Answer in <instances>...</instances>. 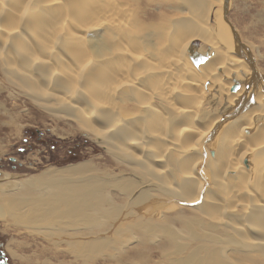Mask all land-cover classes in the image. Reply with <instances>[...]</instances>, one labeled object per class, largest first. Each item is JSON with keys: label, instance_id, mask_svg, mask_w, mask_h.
<instances>
[{"label": "rangeland", "instance_id": "rangeland-1", "mask_svg": "<svg viewBox=\"0 0 264 264\" xmlns=\"http://www.w3.org/2000/svg\"><path fill=\"white\" fill-rule=\"evenodd\" d=\"M189 1L193 0H106L111 3L106 9L109 11L106 18L112 19L114 14L122 24L121 28L118 25L115 28L90 26L93 23L90 13L98 11L97 8L91 9L94 0H64V5L61 0H7L5 4H1L0 0V52L4 53L11 45L28 56L30 51L46 56L54 63L55 74L51 79L58 83L51 84L44 74L43 79L36 82L37 90L48 88L52 99L72 106L75 104L81 114L77 117L78 114L65 106L58 112L54 105L48 104V98H35L31 92L35 89L30 90L12 80L8 63L0 54V186H4L3 179L8 173H11L12 179H20L52 167L65 168L87 161L110 171H124L123 167H126V174H133L134 170L121 160L122 156L156 154L150 159H156L157 168L163 167L175 175L182 173L188 184H193V191L198 196L195 205L206 207L199 212L193 209L195 216L197 212L205 220H214V213L218 211L223 228L226 225L236 228L243 223L242 228H247L250 234L264 235V208L259 207L264 202V117L255 114L253 124L245 123L253 113L264 112L263 92L258 93L260 101L254 102L255 91L260 89L259 84L263 81L260 75L255 77L253 71L255 65L257 71L264 75V0H230L231 8L227 10L225 31L230 34L229 37L237 39L240 46L247 47L250 50L248 53H253V63L247 59L254 75L249 81V86L253 84L255 87L251 90L253 100L249 99L252 98L250 92L247 93L246 99L242 98L248 102L244 103L247 108L235 105L233 112H230L229 103L232 96L235 97L238 86L243 84L240 75L235 73V77L232 76L234 68L217 63L209 65L207 60L194 63L183 59L187 56L183 48L192 37L186 26L206 25L210 18V6L215 3V0H197L206 9L201 14L198 8L189 5ZM216 9L211 11L212 23L216 22L213 15ZM101 43L105 44L107 51L98 57L95 55ZM207 44L195 38L188 51L195 56L202 55L201 49L205 50ZM23 46H28V49ZM207 47L208 54L212 47ZM230 51L242 53L237 49ZM126 54L138 55L140 59H130ZM189 65L199 66V71L190 69ZM168 66L173 70L170 83L160 84L156 78ZM29 77L34 79L33 75ZM134 77L140 79L131 84ZM93 85L95 90L91 93L89 90ZM106 88L114 90L108 92ZM185 88L194 93L183 97L181 92ZM165 90H171L175 105L187 110L177 113L155 98V92ZM103 100L118 103L115 112L119 121L113 126L98 124L101 118L96 108L103 104ZM249 104L252 105L251 110L248 109ZM226 119L229 121L226 122ZM223 123L224 127L217 130L218 125ZM188 125L195 127L193 132L184 130ZM99 129L106 131L99 132ZM110 129L131 131V135L143 141L130 145L125 140L120 145L122 152L118 153L112 147L116 143L109 135ZM212 130L217 137L221 135V143L214 142L218 156L212 147L209 153L206 145L201 144L199 149L194 145L202 133ZM231 144L236 146L229 148ZM171 146L175 148L169 149ZM182 147L189 149V156H178L182 155L179 152ZM245 150L249 153L243 158ZM171 152L174 156H166ZM171 186L175 188L173 183ZM245 187L251 190V196L244 193ZM184 197L185 194L179 199L178 207L183 208V204L191 209V203L185 201L184 204L182 201ZM211 200L212 205L209 204ZM202 202L205 205L202 206ZM175 203L171 202V206ZM202 211L211 214L205 215ZM255 213L256 221L252 222L255 226L252 227L249 215ZM28 227L32 226L12 223L8 217L0 219V238L11 264H28L22 260L27 255H32L30 264H62L61 260H73L68 257L57 260L50 256L47 238ZM219 234L242 240L244 235H248L238 234L231 227H225V231ZM155 240L153 249L149 251L154 259L163 261L160 264H178L179 256L173 252L167 255V261L161 258L156 248L159 239ZM19 241L24 247L18 245ZM134 252L135 249H131L130 253ZM254 253L260 256V260L245 252L230 254L239 262L246 257L247 263L264 264V254L259 251ZM111 259L93 263H130L118 261L119 258Z\"/></svg>", "mask_w": 264, "mask_h": 264}, {"label": "bare ground", "instance_id": "bare-ground-1", "mask_svg": "<svg viewBox=\"0 0 264 264\" xmlns=\"http://www.w3.org/2000/svg\"><path fill=\"white\" fill-rule=\"evenodd\" d=\"M51 1L57 2L59 0ZM6 2L7 0H1V4H5ZM61 3L64 5V0H61ZM188 3L191 7L198 8L201 14L206 10L205 6L199 4L197 0L189 1ZM231 4L230 0H215V3H212L210 6L208 15L210 18L206 25L186 26L192 37L188 40L185 48H183V51L187 54L183 59L186 62L191 61L194 63H201L207 60L209 65L217 63L234 68L232 76L235 77V73L240 75L243 84L238 86L237 91L234 93L235 97L232 96L229 103L231 105V107L229 106L230 112H233L235 105L247 108L245 105L247 101H244L247 93L250 92L249 95L252 98L249 99L253 100L251 90H255V87L252 86L253 84L249 86V81L254 78V75H252L253 71L255 77L258 78L260 75L261 81H263L259 84L260 89H256L254 94V102L258 103L260 101L258 93H264V75L260 71H257L255 65L252 71V66L248 60H253V53H248L250 50L247 47L244 45L240 46L237 39L233 36L229 37L230 34L225 31L224 23L227 19V10L231 8ZM110 5L111 3L106 2V0L104 2L94 0L91 4V9L97 8L98 11L96 10L97 12L95 11L93 14L94 10H92L90 13L93 19L91 27L107 26L117 28L116 25L120 28L122 27L121 21L115 19L114 14L112 15V19L106 18L109 12L106 9ZM213 8H217L214 11L215 14L213 12V15L216 16L215 23H212L211 18ZM201 30L202 32L200 33ZM74 36L80 38L77 34H74ZM195 38L202 39L208 43L205 50L201 49L202 55L199 56H195L193 53L190 54L188 51L190 43ZM242 38L244 40L247 39L243 36ZM208 45L212 48L207 54ZM23 48L27 50L28 46H23ZM236 49L240 50L243 54L230 51ZM105 50L107 51V47L101 43L98 54L95 56H101L100 54ZM217 50L218 53L216 54ZM95 52L97 53L96 49ZM205 52L207 55L204 54ZM30 53V56L25 55L17 48L13 49L11 45L5 49L4 53L0 52L3 59L8 63V72L14 78L12 80L16 83L19 82L22 86L26 85L30 90L35 89L36 91L31 90L35 98H48V104L54 105L55 110L58 112L65 106L72 113L78 114L77 117L81 116L79 114L80 110L74 107L76 106L75 104L72 106L53 98L54 101L51 98L53 96L48 92V88L37 90L36 82L39 79H43L44 74H46L45 79L51 84H56L58 81L51 79V76L55 74L54 63L44 55L34 54L33 51H30ZM126 55L133 60H136V58L140 59L138 55L134 56L135 54ZM49 58L51 59V56ZM180 58L182 57L180 56ZM146 62L144 64H147ZM195 66L189 65V68L195 71L198 69L199 71V66L197 68ZM172 72L173 70L169 66L163 68L159 72L158 78H156L157 81L163 85L169 84ZM30 75L34 76L33 80L30 79ZM138 79L140 77H134L131 84ZM180 81L182 82V78ZM193 85L195 84L193 83ZM94 86L89 90L91 93L95 90ZM246 87L249 89L247 90ZM106 90L110 92L114 89L106 88ZM241 92L243 93L242 97ZM142 93L144 94L143 91ZM171 93V90H165L157 91L154 95L163 105L177 113L187 110L174 104ZM181 93L183 97H189L194 91L185 88ZM103 101L102 105L96 106V109H99V117L101 118L98 121L101 123H97L104 126H113V123L119 121L115 112L118 108V103L114 104L109 100ZM251 107L252 105L248 109L251 110ZM254 109L258 108L254 107ZM255 114L258 117H264V112H255L245 123L253 124L255 122ZM92 119L95 121V117H92ZM228 121L229 119H226V122ZM224 124L218 125L217 130L223 128ZM103 125L101 126L103 127ZM194 129L195 127L191 125L184 127V130L191 132ZM100 130L99 132L102 131L104 133L106 131L105 129ZM212 132L213 130L202 133V137L194 145L195 147L197 145V149L201 147V144L206 145L209 153V148L212 147L215 150L216 156H218L214 142L217 140V144H220L221 135L219 134L217 137L216 133ZM131 134V131L110 129L109 135L112 136L114 143H116L115 146H112L113 149L121 153L120 145H123V141L127 140V143L130 145L143 141L138 136ZM125 136H127L126 139ZM201 139L202 141H200ZM176 145L177 143H175ZM175 146L168 148L174 149ZM235 146L231 144L229 148H234ZM201 151L202 148L200 149V153ZM179 152L182 155L179 154L178 156H183L184 154L189 156L188 153H190L187 147H182L179 149ZM248 153L249 151L245 150L242 155L243 158ZM142 155L122 156V159L120 158L123 162H127L131 170H134L133 174H126V167H123L124 171L119 172L115 169L116 173L114 170L101 169L98 164L92 161L70 165L65 168L52 167L41 173L21 177L20 179H12L11 173H8L3 179L4 186H0V219L8 217L12 223L31 225L32 227H28L31 231L40 233V236L47 238L49 243L47 249H50V251L48 250L50 256L57 260L62 257L73 259L69 262L61 260L62 264H95L93 262L104 261L109 257L112 258L111 260L119 258L118 261L130 262L129 264H141L142 262L160 264L163 261L160 262L159 259H154L155 257L149 253L153 249L152 246L156 238L159 239V246L157 245L156 248L160 251L161 258L164 257L163 260L167 261V255L173 252L179 256L178 264H254L251 262L247 263L248 259L246 257H242V262L234 260L230 254H242V252H245L256 260H260V256L257 257L254 252L259 251L264 254V235L250 234L247 228H242L243 223H239L236 228L229 225L238 234H248L244 235L243 240L231 235H220V231H225V227L227 229L230 227L226 225L223 228L218 211L214 213V220L218 219L217 221L205 220L203 215L197 213L199 209L206 210L204 209L206 207H201L199 204L195 205L198 196L193 191V184L191 182L188 184L187 179H184L185 177L182 173L175 175L167 172V169L163 167L157 168L155 166L156 159L154 161L150 159L154 158L156 154H152V156L149 154ZM166 156H174V153L171 152ZM183 173L187 176L190 175L188 173L185 174V172ZM171 183H173L175 188L171 186ZM10 186L13 188H9ZM244 193L247 196L252 195L248 187L244 190ZM184 194L185 197L182 201H184V204L185 201L187 204L188 202L191 203V209H188L183 204H181L183 208L178 207V201ZM171 202L177 203L171 206ZM203 202L205 201L203 200ZM203 202L202 206L205 205ZM209 204L212 205L213 201ZM259 207L264 208V202ZM193 209L197 211V216L193 214ZM184 211H189L190 213L184 214ZM203 212L205 215L211 214L207 213L208 211ZM244 212L246 211L244 210ZM255 216L256 213L249 215L252 227L255 226V223L252 224V222L256 221ZM229 224L231 223L229 222ZM18 245L24 247L20 241ZM231 248L233 251H231ZM131 249H135L134 254L132 253L133 255L130 253ZM162 249L167 250V252L165 253ZM30 256L32 255H27L22 260L30 264Z\"/></svg>", "mask_w": 264, "mask_h": 264}, {"label": "flooded vegetation", "instance_id": "flooded-vegetation-1", "mask_svg": "<svg viewBox=\"0 0 264 264\" xmlns=\"http://www.w3.org/2000/svg\"><path fill=\"white\" fill-rule=\"evenodd\" d=\"M5 244L2 243V240L0 238V264H11L10 263V257L8 256V253L5 250Z\"/></svg>", "mask_w": 264, "mask_h": 264}]
</instances>
